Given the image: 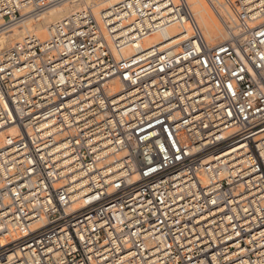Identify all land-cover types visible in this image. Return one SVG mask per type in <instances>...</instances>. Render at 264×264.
<instances>
[{
  "label": "built area",
  "instance_id": "2783aa9c",
  "mask_svg": "<svg viewBox=\"0 0 264 264\" xmlns=\"http://www.w3.org/2000/svg\"><path fill=\"white\" fill-rule=\"evenodd\" d=\"M70 1L0 0V36ZM237 3L213 46L187 0H121L0 50V264H264V0Z\"/></svg>",
  "mask_w": 264,
  "mask_h": 264
},
{
  "label": "bare ground",
  "instance_id": "6f19581e",
  "mask_svg": "<svg viewBox=\"0 0 264 264\" xmlns=\"http://www.w3.org/2000/svg\"><path fill=\"white\" fill-rule=\"evenodd\" d=\"M80 0H73L67 3H64L60 6H57L51 9L48 13L40 17L38 20H25L19 26L13 28L12 34L8 36H0V50L6 48L12 39L21 40L29 34L35 36H40L46 32V37L48 31L55 24L60 22L63 18L68 16L72 11H75L77 7V2ZM86 6H90L93 10H96L94 14H98L100 11L113 6L121 0H82ZM83 2H79L82 4ZM207 2V0H206ZM213 4L212 11L216 14L217 18L224 23L225 18L229 21L230 26L235 29L241 25L242 16L240 13V8L237 3V0H211ZM187 3L195 17L197 23L202 30V33L209 42L211 41V30L209 27V21L207 18L206 9L201 6L200 0H187ZM76 4V5H74ZM209 5V3L207 2ZM210 6V5H209ZM238 6V8H237ZM101 8V10H99ZM79 9V8H78ZM77 10V9H76ZM98 11V12H97ZM226 23V22H225ZM22 26V27H21ZM174 37V31L172 29L164 30L156 33L149 39L145 40V44H160L163 40H169ZM44 37H42L43 39ZM174 39V38H173ZM171 39V40H173ZM208 43V42H207Z\"/></svg>",
  "mask_w": 264,
  "mask_h": 264
},
{
  "label": "rangeland",
  "instance_id": "374dc122",
  "mask_svg": "<svg viewBox=\"0 0 264 264\" xmlns=\"http://www.w3.org/2000/svg\"><path fill=\"white\" fill-rule=\"evenodd\" d=\"M79 2H83V1L80 0ZM79 2H77L76 9L83 7V6H86V4L84 2L82 4H79ZM200 3H201V6H203L207 11V18H208V21L210 24L209 27L211 30V41L209 42L207 40V42L210 46H213V45L217 44L218 42H220L221 40H223L224 38H226V35L230 34L229 32H231L230 29L233 30V28H232L233 26H230V23L226 18L224 20V23H222V21H220L217 18L216 14L212 11V9L211 8L209 9V5L207 4L206 0H200ZM74 5H76V4H74ZM87 7H90V6H87ZM237 8H238V6H237ZM99 10H101V8ZM92 11H93V13L96 12V10H94V9ZM40 37L41 38L44 37L43 39H45L46 32H44ZM19 41L20 40H18V39H12L10 44L7 47H9V46H11V45H13Z\"/></svg>",
  "mask_w": 264,
  "mask_h": 264
}]
</instances>
